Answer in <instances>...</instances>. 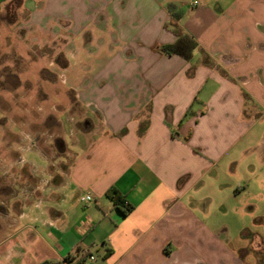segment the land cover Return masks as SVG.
<instances>
[{"label":"crops","instance_id":"0c3cea01","mask_svg":"<svg viewBox=\"0 0 264 264\" xmlns=\"http://www.w3.org/2000/svg\"><path fill=\"white\" fill-rule=\"evenodd\" d=\"M169 4L190 62L161 50ZM0 20L6 94L54 120L0 108V264H264V0H0Z\"/></svg>","mask_w":264,"mask_h":264},{"label":"rangeland","instance_id":"374dc122","mask_svg":"<svg viewBox=\"0 0 264 264\" xmlns=\"http://www.w3.org/2000/svg\"><path fill=\"white\" fill-rule=\"evenodd\" d=\"M1 22V20H0ZM1 33V32H0ZM16 50L15 49H11V48H0V108L1 110L5 111V113H7L8 116L11 117L12 113H19L18 115H20L21 110H25V112L27 113V118H23V120H20L18 117L15 118H11L14 121H20V122H26L27 128L31 133H39L41 131L47 130V128H49V130H51L53 127V119L50 118V116L44 114L43 112H37V109L39 107H37L35 105V102L32 101L33 98L30 97L29 99L32 100H25L26 96L23 95H19V96H11L6 94V89L5 88H11L14 86V84L18 83V81H15V78H9V74L8 76H6V73H10L12 71V66H10L12 63H10V61H12L11 59H13L14 57H16ZM46 60V59H45ZM10 64V65H9ZM22 64H18L15 67H21ZM7 77V78H6ZM37 82L40 81H36L35 85L37 84ZM57 87L61 88L63 91H66L67 87L64 85H61L60 82L57 83ZM68 101L70 103L71 102V98L68 95ZM28 99V98H27ZM53 102H55V100H52V102L50 101L47 105L50 106ZM14 105V106H13ZM36 106V107H35ZM31 111H28V108H31ZM64 107V105H63ZM61 114H62V118L66 121L69 115L68 111H64L65 109H61ZM37 113H40V115H42V118L38 117ZM46 115V116H45ZM66 135L69 136V129L67 128L66 131ZM0 136L1 137H8L9 133L8 130L6 128H2L0 130ZM0 147L3 148L2 144H0ZM1 150V149H0ZM60 154V153H59ZM58 154V155H59ZM2 167V166H1ZM3 169V168H2ZM4 179V178H3ZM1 182V181H0ZM4 183V182H1ZM0 183V184H1ZM253 207L252 209H250V207H248V205H245L248 209L249 212V218H256V217H260L262 218V223H257V224H253L255 228L259 229V233L262 235L263 240H264V203H258L256 200V196L253 199ZM250 210V211H249Z\"/></svg>","mask_w":264,"mask_h":264},{"label":"trees","instance_id":"16d2710c","mask_svg":"<svg viewBox=\"0 0 264 264\" xmlns=\"http://www.w3.org/2000/svg\"><path fill=\"white\" fill-rule=\"evenodd\" d=\"M168 9L172 15V18L166 26L175 34L177 39L174 44L165 46L161 50L168 55H177L187 62H190L193 59L194 52L198 47V44L195 39L186 33L180 26L179 21L182 18V13L178 11L176 6L173 4H169ZM109 196L114 202L115 208L123 215V217H127L132 213L134 207L129 205V203H127V201L119 195L115 188H112L109 191ZM106 255H108V253ZM85 257L86 254H83L78 260L72 257H67L63 263L47 260L40 264H64L65 262L70 264H80V262L83 261Z\"/></svg>","mask_w":264,"mask_h":264},{"label":"built area","instance_id":"2783aa9c","mask_svg":"<svg viewBox=\"0 0 264 264\" xmlns=\"http://www.w3.org/2000/svg\"><path fill=\"white\" fill-rule=\"evenodd\" d=\"M194 5H198V2H195ZM86 257L84 258L83 261L80 262V264H95L96 263V256L91 253H85ZM64 264H70V263H64ZM75 264V263H73Z\"/></svg>","mask_w":264,"mask_h":264}]
</instances>
